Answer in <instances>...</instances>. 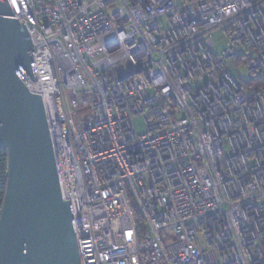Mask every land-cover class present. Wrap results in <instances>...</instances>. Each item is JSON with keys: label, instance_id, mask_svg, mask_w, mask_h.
<instances>
[{"label": "built area", "instance_id": "built-area-1", "mask_svg": "<svg viewBox=\"0 0 264 264\" xmlns=\"http://www.w3.org/2000/svg\"><path fill=\"white\" fill-rule=\"evenodd\" d=\"M7 2L80 264H264V0Z\"/></svg>", "mask_w": 264, "mask_h": 264}, {"label": "water", "instance_id": "water-1", "mask_svg": "<svg viewBox=\"0 0 264 264\" xmlns=\"http://www.w3.org/2000/svg\"><path fill=\"white\" fill-rule=\"evenodd\" d=\"M0 0V147L7 153L0 264H80L70 200L61 199L27 30ZM27 245V248H24ZM30 249V252H29Z\"/></svg>", "mask_w": 264, "mask_h": 264}, {"label": "trees", "instance_id": "trees-1", "mask_svg": "<svg viewBox=\"0 0 264 264\" xmlns=\"http://www.w3.org/2000/svg\"><path fill=\"white\" fill-rule=\"evenodd\" d=\"M6 175H7V153L4 148L0 147V207L5 191ZM132 210L136 222L137 236H140L145 230L144 220L142 216L139 214L134 203H132Z\"/></svg>", "mask_w": 264, "mask_h": 264}, {"label": "rangeland", "instance_id": "rangeland-1", "mask_svg": "<svg viewBox=\"0 0 264 264\" xmlns=\"http://www.w3.org/2000/svg\"><path fill=\"white\" fill-rule=\"evenodd\" d=\"M215 37H217V35H215ZM118 66L122 69L125 68V61H121ZM74 121L76 123V125L79 124V122L77 121L76 116L73 117ZM133 126L134 129L137 133L142 134L144 132V125H143V118L141 116H137L135 118H133ZM163 238L164 240H166V242H171L174 238V233L171 230H168L167 232H165L163 234Z\"/></svg>", "mask_w": 264, "mask_h": 264}, {"label": "snow or ice", "instance_id": "snow-or-ice-1", "mask_svg": "<svg viewBox=\"0 0 264 264\" xmlns=\"http://www.w3.org/2000/svg\"><path fill=\"white\" fill-rule=\"evenodd\" d=\"M12 4L14 7L18 8V0H12ZM24 248H27V245H24ZM29 252H30V249H29Z\"/></svg>", "mask_w": 264, "mask_h": 264}]
</instances>
